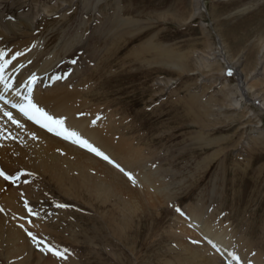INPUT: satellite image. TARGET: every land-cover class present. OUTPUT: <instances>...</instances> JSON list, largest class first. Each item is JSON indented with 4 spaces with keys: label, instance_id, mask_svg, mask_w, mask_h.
I'll return each instance as SVG.
<instances>
[{
    "label": "rangeland",
    "instance_id": "rangeland-1",
    "mask_svg": "<svg viewBox=\"0 0 264 264\" xmlns=\"http://www.w3.org/2000/svg\"><path fill=\"white\" fill-rule=\"evenodd\" d=\"M263 30L264 0H0V52L31 33L29 53L55 59L41 91L77 88L71 117L129 144L102 151L109 163L40 128L58 141L29 136L55 158L34 171L3 150L0 264H184L190 248L197 264H264ZM15 61L3 76L19 94L28 60ZM214 225L231 256L203 235Z\"/></svg>",
    "mask_w": 264,
    "mask_h": 264
},
{
    "label": "bare ground",
    "instance_id": "bare-ground-1",
    "mask_svg": "<svg viewBox=\"0 0 264 264\" xmlns=\"http://www.w3.org/2000/svg\"><path fill=\"white\" fill-rule=\"evenodd\" d=\"M7 12H10V11H7ZM19 19L21 20L23 18H20L19 17ZM18 26H19V24H18ZM9 27H11V26H9ZM11 29L13 31H16L18 29V27H16V26L13 27L12 26ZM31 35L32 34L30 33V36H28L27 38H25L21 42L19 41V42H16V44H12V45L10 44L12 47L9 46L8 49H5L3 51V53H6V55L4 56V59L5 60H9V57L12 56V54L14 52H16V56H15L16 58H15V60L20 61V59H21L23 61V59H25V57H27L28 62L26 61L27 66H23L24 63H23L22 66L19 64L18 67H20V68H18V70L16 71L17 74H18V71H22V69L24 71L23 72L24 79H23V82L20 85L19 90H18L19 91V94H17V93H10L11 91L7 92L6 90H4L5 89L4 88V84L3 83H0V97H2V98H0V153L2 154V151L3 150H7V149L10 150L11 149L13 152H15V155L13 157V160L15 161V159H18L17 160L18 161L17 164H25L27 166V168L29 170H32V171H34V168L37 169V168H44V167H47V166H51L49 164L55 162V161H53V160H55V158L54 159H51V157L54 156V155H49V154L43 153L42 148H40L39 150H37V147L34 146V144H36L34 142V139L35 138H38V137H47V138H40V140L41 141H44V143L47 142V141H49V144L48 145H50V146H56V144L55 145H52V141L53 142H56L58 140H56L54 138L51 139L49 136H47L48 135L47 133H45L44 131L41 130L44 127H41V125L38 124V123H36L34 120H29L23 114H21L17 110V108H15V107L12 106V105L15 104L16 101L19 100L21 93L23 95H22V98L19 101V104L26 103L25 98L26 97H31V99L33 100V102L38 107H40L41 109H43L48 115H50L51 117H53L55 119L56 118L62 119L64 121L63 127L66 128L68 131H74L80 137H81V133L83 131L89 132V136H90L91 140L97 145V148H98L99 151H101V152L102 151H105V152H116L117 154H120V152H122V150L125 153H126V150L129 151V148H128L129 144L128 143H123L120 148L119 147L112 146L107 141L108 135L104 136L103 133H102V131H98V130H96V131H90V127H86L84 129L83 128V125L75 117H71L72 116V112L76 111L78 109V107H79V103L77 105V102L78 101L77 102L75 101V99L77 98V95L80 94L77 91V88L76 89L75 88L72 89L71 92H65V93H62V92L57 93V90H52L51 93L49 91L47 93H44L43 91H41L42 90L41 89L42 83H43V87L42 88L46 87L44 85H46V82L48 83L47 80H48V78H50L51 73L53 74V71H52L53 69L51 70V68H52V63H54V60L55 59L53 60L54 54H51L52 56H50L49 58L43 59L40 56V51L29 53V49L31 48V44H30V42H28V40H29V38H31ZM22 53H29V54H28V56L20 57V55ZM41 59H42V61H41ZM15 60H13V63L11 62L7 66L6 69L12 68L11 66L14 65V61ZM39 60L41 61V65L42 66L37 64L39 62ZM0 63H2V61H0ZM33 65H38V67L36 69H34L35 66H33ZM3 73H2V75H3ZM40 74H43V75H40ZM47 74H49V75L47 76L46 81H44L45 76ZM33 77H35V83L36 84L35 83L30 84L29 83L30 80ZM40 77H42V79L40 80L41 81V85H39L37 83V78H40ZM15 78H16V76H15ZM16 81H17V78H16ZM16 84H18V83H16ZM33 84L35 86L32 87ZM6 95H8L9 97H11L9 99V101L6 100ZM41 96H42V98H40ZM5 101H7V103H5ZM47 103H49L50 105L51 104L52 105H55L56 109L59 112L55 113L53 110H49L48 108L46 109V107L44 105L47 104ZM75 103H76V106H75ZM5 112L10 113L12 119H9L8 116L4 115ZM13 120L17 121V123H13L12 122ZM32 123L35 124V125H38L39 127H35L34 125H32ZM17 124L19 126H17ZM6 133L18 135V136H13V140H12V141H14L15 139H17L18 140L17 144L11 142L12 145L7 146V142L10 141V140H7V142H3L2 141V138L4 139V136H5ZM52 133L55 134V132H52ZM31 135L33 136L34 139H32V137L29 138V136H31ZM58 136L60 138L63 137L62 135H58ZM68 140H70V139H68ZM41 141L39 142V144H41ZM125 153L123 155L127 159V157L129 156V152H128L127 155ZM22 159L27 160L26 161L27 163L25 162V160H22ZM37 160H41L45 164L38 163V162H36ZM136 163H140V162L137 161ZM75 167L77 169L70 168V167H65L63 170L59 171L58 174L56 175V177H53V179H57V180L65 179L64 176L69 175V172L74 171V170L78 174H81V173L84 174L83 167H81L80 165H76ZM136 168H138V166ZM79 170L81 171V173H80ZM114 177L115 176H111V178H110L111 180L110 181L116 180ZM107 180H108V178H107ZM88 183H91V185L95 189H98V190L101 189L99 192L97 191L98 194L106 193L107 190H109V187H104L100 181H93V180H89L88 179ZM142 187H144L145 188V191H146V187L145 186H142ZM142 187H140V189H142V191H143V188ZM14 194L15 193L12 190H8V191L6 190L5 191V194L3 195V198H5V199H11L12 197H14ZM25 195H29V193L28 192H25ZM138 195H140V192H139ZM152 195H155L154 198H157V197L160 196V194L158 192H154V193H152ZM138 205H140V203L139 202H135L134 207L135 208L136 207L137 208H140V206H138ZM214 227H216V225H214L212 227V229H206V232H204L203 235L207 238V240H209V242H210V239H211V241H214L211 244L215 247V250H217L219 253H221V254H223L225 256H228V255L231 256V254H230L231 247H229L230 244H231V242H229V237L227 236V234H226V236H225V234L224 235L221 234V231L217 230ZM97 229H98V231H100V228L99 227H97ZM188 251L193 256L191 259H188V261L189 262H192L194 264H197V262H198L197 261L198 260V255H199L197 253V251L194 250V249H192V248H190ZM204 260H205L204 262H199V264H209L210 263V262H208V260H210V258H207V259H204ZM215 260H216V258H212L211 261L214 262ZM189 262H185L184 264H189ZM253 262L255 264H258V262L256 260H253Z\"/></svg>",
    "mask_w": 264,
    "mask_h": 264
},
{
    "label": "snow or ice",
    "instance_id": "snow-or-ice-1",
    "mask_svg": "<svg viewBox=\"0 0 264 264\" xmlns=\"http://www.w3.org/2000/svg\"><path fill=\"white\" fill-rule=\"evenodd\" d=\"M5 55L6 53L0 52V61H2V63H0V83H3L4 88L8 89L11 87V85L5 81V78L2 75V73L11 63V61L5 60L4 59ZM15 58H16L15 56L12 57L13 60ZM29 83L30 84L35 83V77H33ZM25 100L26 103H22L18 105L14 104L12 106L17 108V110L21 114H23L26 118H28L29 120H34L36 123L40 124L41 127L46 128L48 131L55 132L56 135H62L64 139H70L74 143L78 144L80 147L86 148L88 151L94 153L95 155L101 157L102 159L108 161L109 163H113L104 153H102L97 148L92 146L87 140L82 139L76 132L68 131L66 128H64L63 127L64 121L62 119H55L50 115H48L43 109L38 107L33 102L31 97H26ZM5 103H7V101H5ZM4 115L8 116L9 119H12L10 113L5 112ZM12 122L17 123V121L15 120H13ZM17 126L19 125L17 124ZM121 171H123V169H121ZM125 175H127L130 180L132 179V176L129 173L125 172ZM0 176H2L5 180L13 179V177L5 175L2 171H0ZM29 212L31 214L30 209ZM33 239H35V237H33ZM47 250L53 252V254L56 255L57 257L61 256V253L59 251L53 250L51 248H48Z\"/></svg>",
    "mask_w": 264,
    "mask_h": 264
}]
</instances>
